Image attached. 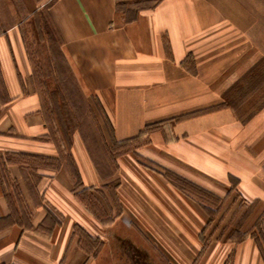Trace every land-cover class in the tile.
Returning a JSON list of instances; mask_svg holds the SVG:
<instances>
[{
  "label": "crops",
  "instance_id": "obj_1",
  "mask_svg": "<svg viewBox=\"0 0 264 264\" xmlns=\"http://www.w3.org/2000/svg\"><path fill=\"white\" fill-rule=\"evenodd\" d=\"M135 1L0 0V264H264L170 175L264 215V0ZM66 75L92 147L49 120Z\"/></svg>",
  "mask_w": 264,
  "mask_h": 264
},
{
  "label": "rangeland",
  "instance_id": "obj_2",
  "mask_svg": "<svg viewBox=\"0 0 264 264\" xmlns=\"http://www.w3.org/2000/svg\"><path fill=\"white\" fill-rule=\"evenodd\" d=\"M43 49V47H42ZM49 53H46V55H43L42 59H43V65L45 64L46 68L45 70L42 69L41 70V74H45L46 72H48L49 68H48V60H49ZM49 74V73H48ZM67 77V75H66ZM71 79H69V83H70V87H64L62 86V94L63 97L66 95V103H67V108H66V112L63 113L64 111H62L61 107L58 108L57 107V97H52L50 99L49 105L50 108H53V112L54 113H63L65 116L68 115H72L73 114V118H72V123H71V119H68V122L70 123V125H66L65 130H72L74 128V126L77 125V122L79 123V119H81V117H79L78 115L80 113H82V117H84L83 122H81V127L80 129L82 130V132L84 133V135L88 138H90V146L92 147V137H91V132L89 129V126L94 127V129H98L97 124L95 123V119L94 117L91 116L89 110V106L86 105V102L84 101L82 94L80 93V91L78 90L76 85H72L71 84ZM68 88V89H67ZM69 88L70 91L72 90V93H69ZM42 89V87H41ZM43 94H44V88L42 90ZM71 94V99H69V95ZM45 95V94H44ZM46 105V107H47ZM69 113V114H68ZM50 122L53 123L55 119L53 118H49ZM53 121V122H52ZM55 122H58V120H55ZM95 123V124H94ZM56 126L59 128H62L61 122H58L56 124ZM100 135V134H99ZM68 136V135H67ZM99 139L100 136H98ZM133 144V143H131ZM134 145V144H133ZM133 145H130L131 148H133ZM126 147H124L125 149ZM104 151L106 152V150L104 149ZM94 152V151H93ZM95 154V152H94ZM93 154V155H94ZM171 177L177 181L178 184L184 185L186 187V189L188 190V192L190 193H194L195 197L197 198V200H199L203 205H206L208 211H209V216L214 220V224H213V229L210 230V227H208L207 232L211 233V235H209L210 237L212 235H214L216 238L217 237H221L222 234H227L228 232H230L234 237H231L233 239L239 238V214L240 211L242 210V207L240 205V201L239 198L237 196V194H235V192L233 193H228V197H223L224 195L220 194L221 196H219V194H216L213 191L210 190H205L202 187H194L192 186L190 183L188 182H184L185 180L177 177L176 175H172L170 174ZM232 189V188H231ZM234 190V187L233 189ZM230 194L234 195L233 197H230ZM226 207L231 208V213L228 214H219V210L220 209H225ZM218 210V211H217ZM215 211V212H214ZM226 220H225V219ZM213 223V222H212ZM232 227V228H231ZM231 229V230H230ZM204 238H206V236H203Z\"/></svg>",
  "mask_w": 264,
  "mask_h": 264
},
{
  "label": "trees",
  "instance_id": "obj_3",
  "mask_svg": "<svg viewBox=\"0 0 264 264\" xmlns=\"http://www.w3.org/2000/svg\"><path fill=\"white\" fill-rule=\"evenodd\" d=\"M153 1H158V0H151L150 3L145 4V6L151 5L153 3ZM143 3H144V0H137L134 3L131 4V7H133L131 9H133V11L136 12L137 9H139L142 6H144ZM117 6L119 8H121V7L123 8V7L127 6V5H126V3H122V2L120 3L119 2L117 4ZM127 15L131 16L132 12L129 11V14H127ZM47 29L48 28H46V32L49 33V30H47ZM45 66L46 65L44 64V68H42V69L45 70V68H46ZM41 70H40V72H41ZM49 72L52 74V69L48 70V73ZM48 75H50V74H48ZM69 79L72 80L71 84L75 85L74 82H73L74 80L71 77H68V76L66 77L65 76V77H61L60 78V77H56L55 76L54 85L53 86H48L46 84L47 81H45L46 83L43 86V88L45 90V92H44L45 96L49 95L48 96L49 99H51L52 97H57L58 98L57 107L58 108L61 107L62 111H64L63 113L66 112V108H67V103H66L67 101L66 100L67 99H66V95L63 97L62 86L70 87ZM68 91H69V93H72V90L70 91V88H69ZM68 95H69V99L72 100L71 94H68ZM63 113H61V114L54 113L53 112V108L50 110L51 118H53L55 120H58V122H61L62 129L65 130L66 125H70V123L68 122V119L69 120L71 119V123L73 122L72 121L73 114L65 116ZM78 116L81 117V119H79L80 120L79 123L77 122V125L74 126V128L71 131H74L76 128H80L81 127L80 125H81V122H83L84 117H82V113H80ZM147 130H148V127H146L143 131H141V133L138 136L133 137L131 139H126V140L120 141V142L114 141L113 142V146L111 148H109V152L113 153L115 155H120V154H123V153L127 152L128 150L131 149V147H130V145H132L131 141H135L133 143H137V141H139L140 137H142L147 132ZM68 131H70V130H68ZM68 131L67 130L65 131V135H68ZM140 142H141V140H140ZM124 147H126V148L124 149ZM184 182H187V181H184ZM182 186H183V188L185 190H187L184 185H182ZM231 237H234V236L231 234ZM248 237H254L258 241L259 246L261 247V250H262V253H263V256H264V215L261 216L258 219V221L255 224V228L253 230H251L250 232H245V233H240L239 232V238H236V240H244V239H246Z\"/></svg>",
  "mask_w": 264,
  "mask_h": 264
}]
</instances>
